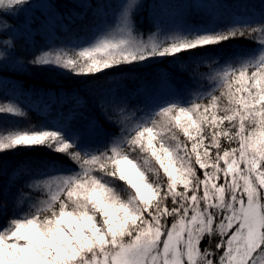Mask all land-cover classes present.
<instances>
[{"label":"snow or ice","instance_id":"obj_1","mask_svg":"<svg viewBox=\"0 0 264 264\" xmlns=\"http://www.w3.org/2000/svg\"><path fill=\"white\" fill-rule=\"evenodd\" d=\"M139 2L128 0L91 39L28 63L87 77L199 53L194 90L136 107L102 99L116 131L97 144L66 126L0 132V154H54L35 170L0 172V264H264V12L145 37L132 19ZM27 4L0 0V16ZM240 40L255 47L205 54ZM2 43L10 55L14 39ZM6 114L26 116L0 103Z\"/></svg>","mask_w":264,"mask_h":264},{"label":"trees","instance_id":"obj_2","mask_svg":"<svg viewBox=\"0 0 264 264\" xmlns=\"http://www.w3.org/2000/svg\"><path fill=\"white\" fill-rule=\"evenodd\" d=\"M128 0H28L18 14L0 16L9 29L0 28V103H12L26 113L23 118L0 115V132L16 126H66L69 132L83 134L84 142H105L116 130L107 123L101 100L112 96L129 107L154 103L169 95L194 90L189 74L197 70L192 61L199 53H182L174 58L150 59L106 71L96 76H75L52 67L29 64L42 50L71 48L115 22ZM264 0H140L133 11L136 29L145 37L157 27L170 30L193 25L219 24L245 17L259 18ZM14 39V51L3 39ZM241 47H255L247 40L233 41L205 50L207 55H222ZM198 71H205L199 68ZM54 154L45 148L25 149L0 154L4 179L28 168L35 170L40 161ZM61 163L66 158L56 157ZM65 166H71L65 163ZM7 217L0 216V224Z\"/></svg>","mask_w":264,"mask_h":264},{"label":"rangeland","instance_id":"obj_3","mask_svg":"<svg viewBox=\"0 0 264 264\" xmlns=\"http://www.w3.org/2000/svg\"><path fill=\"white\" fill-rule=\"evenodd\" d=\"M8 179V178H7Z\"/></svg>","mask_w":264,"mask_h":264}]
</instances>
